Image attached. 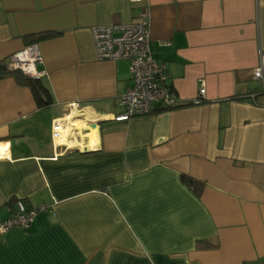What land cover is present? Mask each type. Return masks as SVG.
Here are the masks:
<instances>
[{
    "label": "crops",
    "instance_id": "0c3cea01",
    "mask_svg": "<svg viewBox=\"0 0 264 264\" xmlns=\"http://www.w3.org/2000/svg\"><path fill=\"white\" fill-rule=\"evenodd\" d=\"M143 16L176 103L114 121L128 62L91 28ZM31 43L51 103L0 72V220L36 211L0 264H264V0H0V62Z\"/></svg>",
    "mask_w": 264,
    "mask_h": 264
},
{
    "label": "built area",
    "instance_id": "2783aa9c",
    "mask_svg": "<svg viewBox=\"0 0 264 264\" xmlns=\"http://www.w3.org/2000/svg\"><path fill=\"white\" fill-rule=\"evenodd\" d=\"M91 36L96 59H124L128 62L131 83L120 96L122 110L113 115L114 121H128L132 117L147 114L153 104L164 108L175 105L176 95L165 83L167 75L164 66L153 57L148 46L149 29L146 17L132 23L94 26L91 28ZM41 60L40 48L36 43H31L11 54L6 66L9 70H19L28 77L40 78L43 71H39L36 64ZM253 77L264 78V50L259 53V62L253 69ZM204 92V87H201L193 103L202 102ZM64 125L62 118L54 120L52 135L55 139L62 138ZM35 211V208L28 207L23 201H16L11 215L0 220V231L28 226Z\"/></svg>",
    "mask_w": 264,
    "mask_h": 264
},
{
    "label": "trees",
    "instance_id": "16d2710c",
    "mask_svg": "<svg viewBox=\"0 0 264 264\" xmlns=\"http://www.w3.org/2000/svg\"><path fill=\"white\" fill-rule=\"evenodd\" d=\"M0 72H7L12 74L19 84L29 87L32 90L39 106L46 107L51 103V95L48 89L42 84L40 78L28 77L19 70L8 71L6 64L3 62H0ZM180 179L194 191H199L202 186V183L200 181H197L187 175H181ZM196 243L197 245L202 244L203 246H215L213 240L210 239H205L203 241L199 240Z\"/></svg>",
    "mask_w": 264,
    "mask_h": 264
},
{
    "label": "water",
    "instance_id": "95a60500",
    "mask_svg": "<svg viewBox=\"0 0 264 264\" xmlns=\"http://www.w3.org/2000/svg\"><path fill=\"white\" fill-rule=\"evenodd\" d=\"M14 70V69H13Z\"/></svg>",
    "mask_w": 264,
    "mask_h": 264
}]
</instances>
